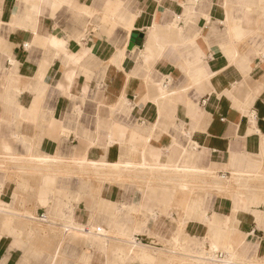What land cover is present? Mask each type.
Segmentation results:
<instances>
[{"label": "crops", "instance_id": "1", "mask_svg": "<svg viewBox=\"0 0 264 264\" xmlns=\"http://www.w3.org/2000/svg\"><path fill=\"white\" fill-rule=\"evenodd\" d=\"M261 177L264 0H0V264H264Z\"/></svg>", "mask_w": 264, "mask_h": 264}, {"label": "bare ground", "instance_id": "2", "mask_svg": "<svg viewBox=\"0 0 264 264\" xmlns=\"http://www.w3.org/2000/svg\"><path fill=\"white\" fill-rule=\"evenodd\" d=\"M118 164H121V165L119 166ZM118 164H108L105 162H94V161H92L91 167L93 168L94 172H96V173L97 172L99 173V171L101 172L102 170H114V169H117L116 172L118 171V169H120L121 172H139V173H143V174L148 173V174H150V176L148 177V180L150 179L151 175H153V178H154L153 180H156L158 178L157 176L161 177V174H164V175L168 176V178L166 177L165 180H168L172 184V187H175V188H176V185L178 183H183V182L185 184L191 183L192 182V179H191L192 175L191 174H193L194 172L200 173L199 177H200V183H201L202 188L205 187L204 184L208 183V181H207L208 178H210V177L218 178V176L215 173L211 172L210 170L199 169V168L190 167V166H180V167L175 166L174 168H172V167H167V166H163V165L153 166V165L146 164V163H141V164H134L133 163V164H131L130 162H127V161L123 162V163H118ZM118 174H120V172ZM106 176H108V175H106ZM183 176H184V179L182 178ZM146 182H150V181H146ZM219 183L220 182H217L216 185H220ZM81 231H83V230H81ZM64 232L67 233V230H65ZM86 232L97 233V234H94L95 238H98L100 235L101 236L105 235V234H103L104 233L103 230H97V229H91V228L89 230H87ZM75 233H77V232H75ZM127 238H128V241L130 242V244L127 245L128 251L133 252L137 248L139 250H146L145 249L146 246L145 247L142 246L140 243H138L139 241L137 242L132 236H128V237H126V239ZM123 240H125V239H123ZM233 251H234V249H233ZM206 254L208 255V253H206ZM212 254H210V257L208 256L209 259L212 258ZM195 255H197V254H195ZM231 255H232V253H231ZM205 258L199 257V258L193 259L190 262H183L182 261L183 259H182L181 261H177L176 264H188V263L189 264H208V262L204 260ZM212 260L214 261V262H212L213 264H222L220 262L215 261L214 259H212ZM233 263H236V262H230V264H233Z\"/></svg>", "mask_w": 264, "mask_h": 264}, {"label": "water", "instance_id": "3", "mask_svg": "<svg viewBox=\"0 0 264 264\" xmlns=\"http://www.w3.org/2000/svg\"><path fill=\"white\" fill-rule=\"evenodd\" d=\"M142 37L141 32H132L130 35V40L128 44V48H131L134 44L139 43L140 39Z\"/></svg>", "mask_w": 264, "mask_h": 264}, {"label": "built area", "instance_id": "4", "mask_svg": "<svg viewBox=\"0 0 264 264\" xmlns=\"http://www.w3.org/2000/svg\"><path fill=\"white\" fill-rule=\"evenodd\" d=\"M212 259H214L215 261L220 262L222 264H230V262H228L226 260V257L224 255V253H222V252H214L212 254Z\"/></svg>", "mask_w": 264, "mask_h": 264}, {"label": "rangeland", "instance_id": "5", "mask_svg": "<svg viewBox=\"0 0 264 264\" xmlns=\"http://www.w3.org/2000/svg\"><path fill=\"white\" fill-rule=\"evenodd\" d=\"M224 180H229V177L228 178H223ZM259 183L263 186V188H264V177H261L260 179H259ZM230 187V186H229ZM233 187V186H232ZM232 187H230V188H228V189H230V190H233L232 189Z\"/></svg>", "mask_w": 264, "mask_h": 264}]
</instances>
